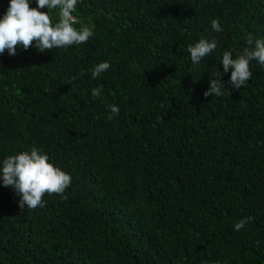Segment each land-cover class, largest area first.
<instances>
[{"label": "trees", "instance_id": "trees-1", "mask_svg": "<svg viewBox=\"0 0 264 264\" xmlns=\"http://www.w3.org/2000/svg\"><path fill=\"white\" fill-rule=\"evenodd\" d=\"M74 15L95 25L87 43L0 54V160L36 147L72 176L36 209L0 185V264H264V66L233 89L220 63L264 39V0H82ZM201 36L218 48L193 66ZM217 68L224 94L205 97Z\"/></svg>", "mask_w": 264, "mask_h": 264}, {"label": "clouds", "instance_id": "clouds-1", "mask_svg": "<svg viewBox=\"0 0 264 264\" xmlns=\"http://www.w3.org/2000/svg\"><path fill=\"white\" fill-rule=\"evenodd\" d=\"M82 0H8L6 11L0 14V54L5 50L11 56L18 49L27 50L30 46L40 52L51 49H67L73 45L87 43L94 35V24L76 27L78 18L74 13ZM35 7H30V4ZM46 9V11H42ZM58 14V19L53 17ZM214 32H223L219 20L211 21ZM34 42V43H33ZM216 38L201 36L197 42L188 46L193 66L214 53L218 48ZM249 47L244 48L235 56L231 49L223 51L220 63L223 73H229L228 83L233 89H240L252 77L250 65L256 61L264 66V39L249 38ZM111 67L109 61L96 64L91 70V76L97 78ZM220 69L212 74L216 79L210 81L204 96H222L224 83L220 77ZM102 87L91 90V96H101ZM112 119L119 114L118 105H109ZM72 176L50 160L43 149L33 147L30 150L8 155L0 160V185L10 187L19 196L18 205L21 210L25 207L36 209L45 207V194H57L64 197L66 189L71 186ZM250 218H241L234 226L239 231L249 222Z\"/></svg>", "mask_w": 264, "mask_h": 264}]
</instances>
